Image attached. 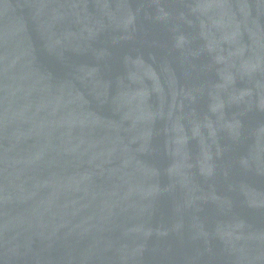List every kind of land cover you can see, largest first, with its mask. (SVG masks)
Wrapping results in <instances>:
<instances>
[{"label": "water", "instance_id": "water-1", "mask_svg": "<svg viewBox=\"0 0 264 264\" xmlns=\"http://www.w3.org/2000/svg\"><path fill=\"white\" fill-rule=\"evenodd\" d=\"M0 264H264V0H0Z\"/></svg>", "mask_w": 264, "mask_h": 264}]
</instances>
